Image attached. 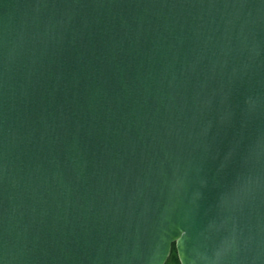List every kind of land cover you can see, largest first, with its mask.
Segmentation results:
<instances>
[{"label":"water","instance_id":"water-1","mask_svg":"<svg viewBox=\"0 0 264 264\" xmlns=\"http://www.w3.org/2000/svg\"><path fill=\"white\" fill-rule=\"evenodd\" d=\"M264 264V0H0V264Z\"/></svg>","mask_w":264,"mask_h":264},{"label":"trees","instance_id":"trees-1","mask_svg":"<svg viewBox=\"0 0 264 264\" xmlns=\"http://www.w3.org/2000/svg\"><path fill=\"white\" fill-rule=\"evenodd\" d=\"M165 264H181V261L178 257L177 250L175 244L173 245L172 251L170 253L169 258L167 259Z\"/></svg>","mask_w":264,"mask_h":264}]
</instances>
